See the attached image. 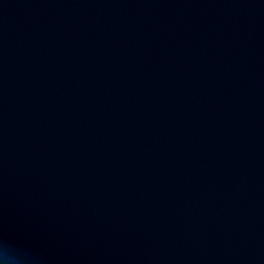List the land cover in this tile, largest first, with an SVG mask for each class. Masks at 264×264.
Here are the masks:
<instances>
[{"label":"water","instance_id":"95a60500","mask_svg":"<svg viewBox=\"0 0 264 264\" xmlns=\"http://www.w3.org/2000/svg\"><path fill=\"white\" fill-rule=\"evenodd\" d=\"M0 240L264 264V0H0Z\"/></svg>","mask_w":264,"mask_h":264},{"label":"clouds","instance_id":"9594fccd","mask_svg":"<svg viewBox=\"0 0 264 264\" xmlns=\"http://www.w3.org/2000/svg\"><path fill=\"white\" fill-rule=\"evenodd\" d=\"M29 256L6 240H0V264H26Z\"/></svg>","mask_w":264,"mask_h":264}]
</instances>
